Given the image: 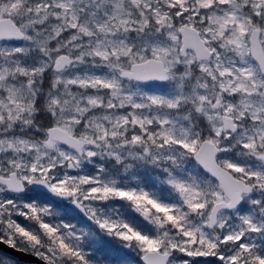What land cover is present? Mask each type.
Masks as SVG:
<instances>
[{
    "label": "snow or ice",
    "instance_id": "6c2138e0",
    "mask_svg": "<svg viewBox=\"0 0 264 264\" xmlns=\"http://www.w3.org/2000/svg\"><path fill=\"white\" fill-rule=\"evenodd\" d=\"M0 245L264 264V0H0Z\"/></svg>",
    "mask_w": 264,
    "mask_h": 264
},
{
    "label": "water",
    "instance_id": "95a60500",
    "mask_svg": "<svg viewBox=\"0 0 264 264\" xmlns=\"http://www.w3.org/2000/svg\"><path fill=\"white\" fill-rule=\"evenodd\" d=\"M0 251L4 252L5 254L17 259L19 262L24 264H39L33 257L28 255H23L21 253L15 252L6 246L0 245Z\"/></svg>",
    "mask_w": 264,
    "mask_h": 264
},
{
    "label": "trees",
    "instance_id": "16d2710c",
    "mask_svg": "<svg viewBox=\"0 0 264 264\" xmlns=\"http://www.w3.org/2000/svg\"><path fill=\"white\" fill-rule=\"evenodd\" d=\"M16 261H17V260H16ZM19 264H22V263L19 262Z\"/></svg>",
    "mask_w": 264,
    "mask_h": 264
}]
</instances>
